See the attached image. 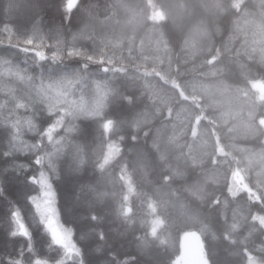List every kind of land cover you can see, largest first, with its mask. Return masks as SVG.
Segmentation results:
<instances>
[{
	"label": "trees",
	"instance_id": "1",
	"mask_svg": "<svg viewBox=\"0 0 264 264\" xmlns=\"http://www.w3.org/2000/svg\"><path fill=\"white\" fill-rule=\"evenodd\" d=\"M39 1L0 0V264H264V0Z\"/></svg>",
	"mask_w": 264,
	"mask_h": 264
},
{
	"label": "rangeland",
	"instance_id": "2",
	"mask_svg": "<svg viewBox=\"0 0 264 264\" xmlns=\"http://www.w3.org/2000/svg\"><path fill=\"white\" fill-rule=\"evenodd\" d=\"M34 1L40 2L39 0H34ZM20 6H24L20 8V11H22L24 10L26 4L21 3ZM50 7L51 5L48 2L46 4H43L42 6V8H50ZM16 89H21V88H16ZM259 90L261 96H264L263 87H260ZM118 152H119L118 148L111 146L108 150L107 158L109 160L113 159L114 157L117 156ZM238 183L239 182L236 181V179L234 178L233 185L237 186ZM45 191L46 189L42 187V197L39 201L36 202V208L40 215V218L42 219L43 222H45V225L49 230L50 234L52 235L54 241L62 245L66 249V252L70 255L71 259L78 260L79 253L72 242L71 232L63 228L62 225L60 224L59 216L54 202L50 205L46 203L47 198L44 196ZM48 207L52 208L51 212L46 211V208ZM259 219L264 226V216H261ZM190 234H194V233L187 234L189 236L185 239L184 252L182 257L177 262V264H206L205 257L198 244L197 238ZM251 264H255V263L252 262Z\"/></svg>",
	"mask_w": 264,
	"mask_h": 264
},
{
	"label": "snow or ice",
	"instance_id": "3",
	"mask_svg": "<svg viewBox=\"0 0 264 264\" xmlns=\"http://www.w3.org/2000/svg\"><path fill=\"white\" fill-rule=\"evenodd\" d=\"M73 3H74V0H70L69 8L72 7ZM40 59H44L43 54H40ZM36 163L39 164L40 161L37 160ZM40 183H41L42 187L44 189H46V191L44 192V196L47 198L46 203L49 204V205L52 204L54 202V199H55V193L52 191V187L48 183L47 178L42 175L41 179H40ZM46 211L51 212L52 208L48 207V208H46ZM20 234L21 235H27V233H25V231H24L23 225H20ZM14 235H15V233H14Z\"/></svg>",
	"mask_w": 264,
	"mask_h": 264
}]
</instances>
